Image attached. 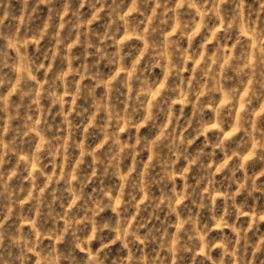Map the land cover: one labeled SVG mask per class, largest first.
I'll return each instance as SVG.
<instances>
[{"label":"clouds","instance_id":"obj_1","mask_svg":"<svg viewBox=\"0 0 264 264\" xmlns=\"http://www.w3.org/2000/svg\"><path fill=\"white\" fill-rule=\"evenodd\" d=\"M0 264H264V0H0Z\"/></svg>","mask_w":264,"mask_h":264}]
</instances>
